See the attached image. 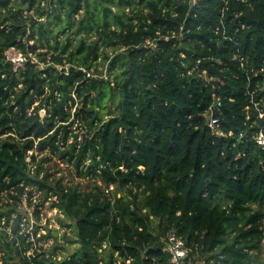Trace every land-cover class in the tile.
<instances>
[{
    "label": "trees",
    "instance_id": "16d2710c",
    "mask_svg": "<svg viewBox=\"0 0 264 264\" xmlns=\"http://www.w3.org/2000/svg\"><path fill=\"white\" fill-rule=\"evenodd\" d=\"M261 131L264 0H0V264H264ZM34 190L75 251L22 232Z\"/></svg>",
    "mask_w": 264,
    "mask_h": 264
},
{
    "label": "rangeland",
    "instance_id": "374dc122",
    "mask_svg": "<svg viewBox=\"0 0 264 264\" xmlns=\"http://www.w3.org/2000/svg\"><path fill=\"white\" fill-rule=\"evenodd\" d=\"M41 113L43 115L45 113L44 110ZM44 156L45 153L40 155V157ZM44 166L51 172H56L57 176L64 174L65 183L81 184L83 188H86L88 185V178L84 179L83 177L78 176L75 174V170L71 165L57 159L56 157H54L50 162L45 163ZM41 193L42 192L40 191L38 192L34 190V195L31 198H29L28 194L25 193L24 201L18 206L14 216H21L23 229L22 232H26L30 236V240L35 242L36 246L34 245V248L43 246L46 250H50L55 242L53 238L41 241H37L36 239L40 238L42 234H55L57 236L56 244L63 247V249L59 250L60 257H63L68 253L75 251L78 247V244L70 243L67 241V238L64 237V234H66L67 237H73V235L69 228L63 226L60 223V219L64 218L63 215L58 211L57 208H53L51 206L50 199L43 201ZM4 202H8L11 204V206H13L14 199L6 195ZM41 203L43 204L39 206L37 205ZM2 224L3 225L0 226V229L6 228L11 232V227L4 226V220H2ZM64 248H67V250ZM32 251L33 250H31L29 253ZM192 260L193 258L189 259L187 264H192ZM198 264H204V261L200 259Z\"/></svg>",
    "mask_w": 264,
    "mask_h": 264
},
{
    "label": "built area",
    "instance_id": "2783aa9c",
    "mask_svg": "<svg viewBox=\"0 0 264 264\" xmlns=\"http://www.w3.org/2000/svg\"><path fill=\"white\" fill-rule=\"evenodd\" d=\"M7 58L13 62L14 70H19L24 62L25 57L22 52L15 49L10 48L7 52ZM216 120L211 119L210 126L212 128L216 125ZM257 141L259 144L264 145V132L261 131L257 136ZM166 250L171 255V264H187L188 256H189V248L187 247L186 241L178 236L176 233H171L169 235V239L166 241Z\"/></svg>",
    "mask_w": 264,
    "mask_h": 264
}]
</instances>
